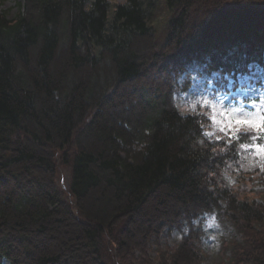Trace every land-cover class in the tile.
<instances>
[{
  "label": "trees",
  "instance_id": "obj_1",
  "mask_svg": "<svg viewBox=\"0 0 264 264\" xmlns=\"http://www.w3.org/2000/svg\"><path fill=\"white\" fill-rule=\"evenodd\" d=\"M22 2L0 11V264H204L206 215L241 236L220 264H264V135H209L182 101L196 60L264 69V0H163L160 47L154 0Z\"/></svg>",
  "mask_w": 264,
  "mask_h": 264
},
{
  "label": "rangeland",
  "instance_id": "obj_2",
  "mask_svg": "<svg viewBox=\"0 0 264 264\" xmlns=\"http://www.w3.org/2000/svg\"><path fill=\"white\" fill-rule=\"evenodd\" d=\"M22 1L3 0L0 11L6 12L9 18H14L21 9ZM124 1L111 0L112 4ZM154 1L158 8L152 24L155 27L156 39L160 47L165 41L164 34L166 32L168 11L163 0ZM224 45L230 47V43ZM198 61L196 60L188 67L187 73L190 75L189 85L191 86L188 93L183 94L182 101L187 109L209 108L211 121L209 135H215L217 132L230 133L239 130L255 135H264V128H248L237 126L235 123L238 120H248L264 124V69L253 64L252 75L242 76L238 80L229 79L227 83H224L220 82V74H206L204 71L205 64L195 65ZM204 101H207V103H204ZM253 151L258 160H264V148L261 145L256 144ZM69 182V168L60 166L56 176V184L64 195L68 192ZM202 223L207 235L202 243L206 258L204 264H220L223 261L229 263L230 252H226L225 255L222 254L224 243L241 241V236L232 226L220 224L215 215L204 216ZM181 238L182 234L178 230L168 234L163 233L158 239H153L155 245H152L149 249L148 257L151 260L156 259L158 255L157 244L160 245V249H173L181 241ZM138 256L139 252L136 254V257ZM133 263L132 261L127 262V264ZM4 264L9 263L5 261Z\"/></svg>",
  "mask_w": 264,
  "mask_h": 264
},
{
  "label": "snow or ice",
  "instance_id": "obj_3",
  "mask_svg": "<svg viewBox=\"0 0 264 264\" xmlns=\"http://www.w3.org/2000/svg\"><path fill=\"white\" fill-rule=\"evenodd\" d=\"M204 103H207V101H204ZM235 123L237 126H243V127H248V128H257V129L264 128V124L256 123V122L248 121V120H238ZM241 135H247V134L241 133Z\"/></svg>",
  "mask_w": 264,
  "mask_h": 264
},
{
  "label": "bare ground",
  "instance_id": "obj_4",
  "mask_svg": "<svg viewBox=\"0 0 264 264\" xmlns=\"http://www.w3.org/2000/svg\"><path fill=\"white\" fill-rule=\"evenodd\" d=\"M225 47H227V46H225ZM228 48H229V47H228ZM230 48H234V47H231V46H230ZM233 50H237V47H235Z\"/></svg>",
  "mask_w": 264,
  "mask_h": 264
}]
</instances>
